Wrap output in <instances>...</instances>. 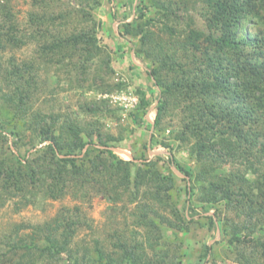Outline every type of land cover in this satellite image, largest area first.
Returning a JSON list of instances; mask_svg holds the SVG:
<instances>
[{
	"label": "trees",
	"instance_id": "1",
	"mask_svg": "<svg viewBox=\"0 0 264 264\" xmlns=\"http://www.w3.org/2000/svg\"><path fill=\"white\" fill-rule=\"evenodd\" d=\"M199 1L208 32L196 26L192 16L179 27L168 5L172 0H150L149 6L139 7L136 22H126L123 32L134 39L135 54L146 64L143 74L151 81L136 88L141 102L130 116L134 122L153 125L152 140L156 133L164 135L178 117L179 126L170 137L180 146L189 145L198 162L192 172L173 155L168 160L160 154L149 159L145 152L133 154L131 160L120 157L114 147L124 138L106 130L100 117L118 113L107 100L81 103L82 114L93 117L84 123L74 112L34 108L42 69L77 71L90 81L88 88L101 80L104 86L97 87L102 92L127 84L105 79L104 71L112 74L115 68L111 53L97 37L100 22L91 10H79L80 21L87 24L67 33L75 10L56 13L47 9V0L41 5L34 0L43 10L31 11L21 28L12 9L0 0V53L8 47L35 45L30 60L12 59L7 66L0 60V101L7 113V119L0 120V207L12 197L28 205L101 194L115 210L120 202L125 209L134 204L136 227L131 237L119 228L112 250L99 239L81 248L74 239L90 226L88 217L81 205H65L51 220L33 225L31 233L20 235L30 226L20 224L7 234L8 248L0 250V264H60L65 253L68 264H182L187 255L184 241H165L162 226L188 234L192 226L204 227L203 218L211 230L221 225L231 253L229 262L213 257L212 264H264V0L195 2ZM100 3L92 0L89 5L93 10ZM152 7L162 15L156 29V18H146ZM96 61L101 62L94 68ZM155 89L156 116L151 123L148 91ZM27 130L32 135L26 142ZM8 135L15 137L18 150L30 144L28 151L12 149V155H6ZM162 144L169 147L167 141ZM161 162H167L166 171ZM227 165L229 171L220 172ZM178 178L187 181L185 200ZM193 200L204 213L211 208L215 213L202 217ZM212 249L205 243L200 260L209 259Z\"/></svg>",
	"mask_w": 264,
	"mask_h": 264
},
{
	"label": "rangeland",
	"instance_id": "2",
	"mask_svg": "<svg viewBox=\"0 0 264 264\" xmlns=\"http://www.w3.org/2000/svg\"><path fill=\"white\" fill-rule=\"evenodd\" d=\"M8 4L12 9L17 23L21 28L26 27L29 22V14L33 10L42 11L40 6L35 7L34 0H1ZM40 0V5H41ZM100 6L92 10L89 2L92 0H47L48 10L59 12L73 11L70 23L65 32L70 33L78 26L79 28L87 22H82L81 9L91 10L96 16L97 22H100V26L97 29V37L100 38L101 44L106 47V50L111 53L112 64L115 68V72L112 74L106 73L105 79L107 82L116 84L119 81L125 82L127 86L122 88H114L107 92L98 90L97 86H104L101 80H97L96 86L88 88L90 81H85V75L73 71L68 73V69H61L58 73L52 71L47 72L46 69H42L41 81L39 83V90L35 97L34 108L41 109L44 112H74V116H77L81 123L92 120V115H83L81 112V103L91 101L94 99L107 100L109 107L118 110V115L113 112H106L102 114L101 120L105 124L106 130L111 131L116 135H122L123 140L114 147L115 152L122 158L131 160L133 154L140 156L142 152H145L149 159H154L158 154L163 155L165 160L171 159L173 155L176 160L186 169L195 172L197 170L198 162L194 156L191 155L189 145L184 144L180 146L181 142L171 138L173 131L178 128L180 119L174 117L172 119V127L167 129L163 135L156 133L152 140V133L154 127H149L147 122L138 123L134 122L130 116L131 111L137 110L141 99L140 95L136 92V88L139 85H149L150 79L143 74L146 64L135 54V42L132 36L127 37L123 34L124 24L126 22H136V17L140 14L139 7L149 6L150 0H100ZM168 3L170 0H162ZM172 4H168L170 9L175 10L173 15L176 24L179 27H185V20L188 16H192L195 20L196 26L209 31L206 25V17L204 14L203 4L195 2L196 0H172ZM187 2L190 7L188 10L185 8L184 3ZM43 4V2H42ZM44 5V4H43ZM145 9V8H144ZM78 10V11H77ZM177 18H176V17ZM156 18L153 27L159 28L162 24V15L158 13L155 7L148 10V16ZM161 18V19H160ZM35 45L25 44L22 47H8L4 52L0 53V60L7 66L9 61L14 59L16 62L21 63L24 60H30L34 56ZM116 60V62H114ZM101 61H96L94 68L100 65ZM132 64L135 67H132ZM70 67H72L70 65ZM50 70V69H49ZM52 70V69H51ZM139 72L141 74H139ZM158 90H149L148 97L151 101V105L147 114V118L151 123H154L157 105L156 96ZM7 119V113L4 107V103L0 101V120ZM170 120V118H168ZM1 127V126H0ZM23 128V127H22ZM27 139L31 137V131L27 130ZM7 143H5V149L8 156L12 155V149L16 152H26L30 148V144H26L18 150L14 145V139L12 135H8ZM31 141V140H30ZM162 141H167L168 146H164ZM148 144L146 147L145 144ZM151 143L154 145L152 148ZM44 144V143H43ZM43 144H38L37 147H41ZM9 146V147H8ZM34 149H32L33 151ZM167 162H161V168L166 171ZM172 168L180 177H184V173L177 169L174 165ZM229 166L220 169V172L224 170L229 171ZM254 178V175H251ZM187 181L178 178L177 187H180V194L182 200H185L187 193L185 186ZM175 192V191H174ZM22 199L19 197H12L6 199L3 206L0 207V250H6L8 246L4 242L6 235L13 233L16 227L20 224L30 225L27 228H23L20 231V235L29 234L33 229V225H43L46 221L51 220L57 211L65 205L73 207L75 205H81L83 212L88 217L89 225H86L74 239V243L81 247L84 245L94 246L95 239H99L106 249H113V242L117 241L116 231H125L126 234L131 237L136 227L133 225V206L129 204L125 209L124 204L120 202L117 206V210L113 209V203L104 195L93 194L90 199H78L75 200L72 196H68L64 199L53 200L45 199L28 205L21 204ZM194 206H197V211L200 212L202 217L207 215H213L215 208L209 209L207 213L203 208L197 204V201L193 200ZM193 205V204H192ZM115 206V205H114ZM204 211V212H203ZM153 216V215H152ZM198 217V216H197ZM201 217V218H202ZM154 219H157L153 216ZM158 220V219H157ZM205 223L204 227L192 226L190 233L186 234L178 229L162 226L164 240L169 242L184 241L186 257L182 264H212L210 260L215 257L218 262H229L231 257L227 254H231L229 246L223 237L221 225L216 229L208 228V220L203 218ZM213 246V249L208 256L207 260H200V255L203 252L204 244ZM213 253V254H212ZM213 255V256H212ZM66 253L63 254V258L60 264H68ZM7 264H14V262H8Z\"/></svg>",
	"mask_w": 264,
	"mask_h": 264
}]
</instances>
